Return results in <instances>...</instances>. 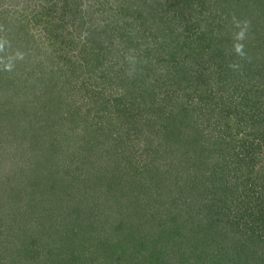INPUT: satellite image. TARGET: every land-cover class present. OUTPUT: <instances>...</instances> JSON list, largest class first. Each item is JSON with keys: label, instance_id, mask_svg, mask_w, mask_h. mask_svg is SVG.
<instances>
[{"label": "rangeland", "instance_id": "1", "mask_svg": "<svg viewBox=\"0 0 264 264\" xmlns=\"http://www.w3.org/2000/svg\"><path fill=\"white\" fill-rule=\"evenodd\" d=\"M0 264H264V0H0Z\"/></svg>", "mask_w": 264, "mask_h": 264}, {"label": "clouds", "instance_id": "2", "mask_svg": "<svg viewBox=\"0 0 264 264\" xmlns=\"http://www.w3.org/2000/svg\"><path fill=\"white\" fill-rule=\"evenodd\" d=\"M244 38V33L241 31L240 33L237 34V39H240L242 40ZM242 48H243V45H236V51L238 53H241L242 54Z\"/></svg>", "mask_w": 264, "mask_h": 264}]
</instances>
